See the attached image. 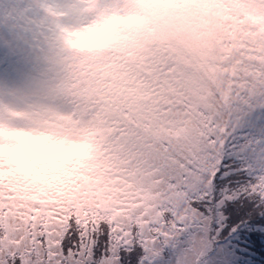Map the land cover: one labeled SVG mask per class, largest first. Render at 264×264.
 I'll list each match as a JSON object with an SVG mask.
<instances>
[{
    "label": "snow or ice",
    "instance_id": "snow-or-ice-1",
    "mask_svg": "<svg viewBox=\"0 0 264 264\" xmlns=\"http://www.w3.org/2000/svg\"><path fill=\"white\" fill-rule=\"evenodd\" d=\"M30 13L29 0L17 14ZM111 56L101 91H47L77 131L95 133L93 150L62 169L56 196L0 183V264H153L166 248L174 264H200L225 200L264 204V142L235 138L247 112L264 111V70L249 75L181 44ZM240 176L218 195L222 177Z\"/></svg>",
    "mask_w": 264,
    "mask_h": 264
},
{
    "label": "clouds",
    "instance_id": "clouds-1",
    "mask_svg": "<svg viewBox=\"0 0 264 264\" xmlns=\"http://www.w3.org/2000/svg\"><path fill=\"white\" fill-rule=\"evenodd\" d=\"M47 20L48 60L67 71L97 67L113 52L128 56L151 44L183 45L203 56L211 48L223 62L248 37L264 54V5L257 0H37ZM187 17V19H186ZM233 31L236 37H233ZM213 40L206 45V41ZM56 90L66 94L61 87ZM52 90L48 84L47 91ZM47 95V93H46ZM63 113L44 102L17 106L0 100V183L13 178L25 197L56 196L66 187L62 169L86 160L93 150L92 130H64ZM210 241L206 240L208 244Z\"/></svg>",
    "mask_w": 264,
    "mask_h": 264
},
{
    "label": "rangeland",
    "instance_id": "rangeland-1",
    "mask_svg": "<svg viewBox=\"0 0 264 264\" xmlns=\"http://www.w3.org/2000/svg\"><path fill=\"white\" fill-rule=\"evenodd\" d=\"M257 2L264 5V0ZM28 3L29 0H0V100L21 107L44 102L48 84L57 92L56 85L61 79L64 80L61 87L67 89V93L63 95L101 91L114 68L111 54L123 55L113 52L104 58L101 65L84 68L79 72L67 71L61 67L58 60L49 59V67L46 70L44 61L48 59V54L44 38L47 35L45 25L48 22L41 19L37 0H30L29 16L18 15ZM213 42L208 40L206 45ZM238 42L240 47L229 61L241 72L249 75L257 70H264V54L250 46L248 37L239 38ZM208 51L215 55L211 48L205 47L204 53ZM64 115L67 120L64 130L76 134L77 128L71 117ZM237 127L256 130L261 136L260 142H264V111L259 107L252 109L241 118ZM238 136L245 134L240 133ZM244 182L235 179L233 184H218L217 193L219 195L220 189L229 185L235 187ZM239 205L237 197L224 201L221 206L224 217L221 221L222 227L215 233L214 238L209 240L200 264H264V248L251 234L250 217ZM213 231L215 232V225ZM175 259L176 249L166 248L163 255L156 258L153 264H174Z\"/></svg>",
    "mask_w": 264,
    "mask_h": 264
},
{
    "label": "trees",
    "instance_id": "trees-1",
    "mask_svg": "<svg viewBox=\"0 0 264 264\" xmlns=\"http://www.w3.org/2000/svg\"><path fill=\"white\" fill-rule=\"evenodd\" d=\"M233 37H236V32L235 31H233ZM204 55L205 56H209V57H212V56H214L213 54H212V51H208V53H204ZM73 94H75V92H73ZM225 183H227V182H223V183H220V185H223V184H225ZM238 203L240 204L239 206H240V208H242L244 211H245V213L247 214V215H249V220H250V226H251V230H252V235H253V237L260 243V244H262V246H263V248H264V236H261L256 230H258L257 228H255V226H254V224H255V220L253 219V217L251 216V214H250V212H249V210H248V208L242 203V202H239L238 201ZM238 205V204H237ZM253 215V214H252Z\"/></svg>",
    "mask_w": 264,
    "mask_h": 264
}]
</instances>
